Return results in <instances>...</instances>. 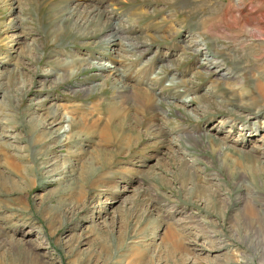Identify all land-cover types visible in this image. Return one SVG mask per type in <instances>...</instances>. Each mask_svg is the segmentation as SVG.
<instances>
[{
    "label": "rangeland",
    "instance_id": "rangeland-1",
    "mask_svg": "<svg viewBox=\"0 0 264 264\" xmlns=\"http://www.w3.org/2000/svg\"><path fill=\"white\" fill-rule=\"evenodd\" d=\"M15 1L0 0V264H264L242 221L264 199V159L244 158L264 153V118L230 129L237 114L201 116L264 69L263 42L238 26L264 20V0ZM87 1L108 24L80 37ZM218 61L237 78L209 71ZM236 98L226 108L243 112ZM51 113L65 118L42 130ZM54 162L72 177L46 178Z\"/></svg>",
    "mask_w": 264,
    "mask_h": 264
},
{
    "label": "bare ground",
    "instance_id": "bare-ground-1",
    "mask_svg": "<svg viewBox=\"0 0 264 264\" xmlns=\"http://www.w3.org/2000/svg\"><path fill=\"white\" fill-rule=\"evenodd\" d=\"M88 2L89 1H87V3ZM90 2H89V5L86 6L84 10H82V12H80V13L76 12L78 14L75 13L76 15H74L76 17V19H77V26H78V24H80V26L78 27V30H76V34H79L80 37L87 36V35L84 32H82L81 30H79V28L85 29L87 31L90 30V29H93V33H101L102 30L105 29V28H102V29L99 28V24L101 22H104L107 19V17L105 16V12L97 11L96 8H94L92 6L93 4L91 5ZM16 5H18V1L17 0L15 2H13L12 6H16ZM14 9H13L14 11H18L19 6L15 7ZM93 24L96 25L95 28H92ZM103 24H105V22ZM107 24H108V22H106L105 25H107ZM238 26L241 29H246V30L251 31L253 33L254 38H258L259 41L263 42V44H264V20H258V21H252V22H247L246 21V22L238 24ZM11 28H12L11 30H14V29L19 30V31L21 30L20 24H17V23L14 24ZM255 34H257V35H255ZM120 35L122 36V34H120ZM193 42H195V41H192L191 45H187L186 46L189 51L190 50H194V48L192 46ZM134 46L136 48H138L139 44L137 43ZM215 55L219 56L220 54L217 52ZM117 59L120 60L121 63H122V60H123L124 64L128 60V59L126 60V57L121 56V54L118 55ZM213 63H211V65L209 67V71H212L213 74L215 73V74L222 75L223 77H225V79L227 78L226 81L235 80L237 78V74L230 73V69H228V71L226 72V68H225V66L222 65V62L218 61L216 64H213ZM0 65H2L1 61H0ZM3 65H6V63L3 62ZM213 65H214V67L212 69ZM63 66H65V65H63ZM67 68L69 70L71 69V67H67ZM93 68H95L98 71V73H100V75L107 74L106 77H108V75L111 74L112 71L116 70V67L111 68L106 63H100V62L97 63V66L93 65ZM69 70H67V71H69ZM119 71L122 72V70L118 69V72ZM125 74L126 73H124V75ZM253 76H254L253 86H251L249 89L244 88L243 87L244 83L242 84V82H240V81L238 82V84L236 86H234V87L230 86V91H233L232 93H230V97L229 96L228 97H223L220 94V97L222 99L221 98H217V99L213 100L212 102L209 101V106L208 107H204L205 111L201 112V116H202V114L204 112H205L204 115H207L208 113H210V110H208V108L210 109L211 106L215 110L216 109H218V110L222 109L223 112H225L226 114H229V113L237 114L234 118H229L228 119V120H230V124H231L230 129H234L237 124H241V123H243L245 121L249 122V123H252V122H256L257 120H259L261 118H264V69H258ZM6 77L7 76H3L2 74H0V92L1 91L3 92L5 90L6 86L4 87V84H5ZM68 78H69V76H68ZM83 88H85L84 89L85 91L89 90V87H85L84 86ZM163 91L165 92V90H163ZM145 94L147 95L148 93L147 92H142V94H139V95L137 94L138 96H135L136 103L138 105H140L141 107H143V103L150 102L154 98L152 96H151L152 98H150L149 95L146 96ZM231 95H233V96H231ZM208 96L211 97L212 94L208 93ZM236 96L239 97V99L241 100V104L243 105V109H244L243 112L234 111L232 109L228 110V108H226V105L228 104V102H230L232 100L233 101L237 100ZM4 97H5V94H4ZM183 104H186V101L183 100ZM1 112L2 111H0V114H1ZM206 112H208V113L206 114ZM64 118H65L64 116L56 115V114H52L51 113L48 116V118L45 119V122H43V124L40 125V127L42 128V130L47 129V128H51V126L59 124ZM2 121H3V119H2ZM226 123H227V121H225L223 123V126H225ZM147 125H148V129H147L148 133H149L150 137L154 139L155 136H158V134L160 133V128L158 127V125L157 126L153 125V124H147ZM69 126H71V125H69ZM155 131H157V132H155ZM6 132H9V130H6ZM112 135H113V133L109 130V127H108L106 135H105L106 136V140H108V141L111 140L113 138ZM210 144H211L212 148H216V149L218 148L219 150H222V151L226 152L228 155L231 154L234 151V147H232L231 145L225 143V144H223L221 146V143H219L218 141H216L214 139L210 140ZM239 152H243V151L239 150ZM247 153H249V155H245L244 156V158L246 160H248L250 162H260V163L263 162L264 153H262L260 156L254 155V153L252 151L251 152L248 151ZM58 165L59 164L56 163V162H54V163H46L45 167L43 168V171H42V172H44L43 175L46 178H48V179H52V181H58V182H61V183L66 182L68 179H70L72 177V171L70 169H68V170L63 169V170H59V171H58V169H56L57 170L56 171L55 170V166H58ZM240 178H242V176L236 177L235 180L236 181L240 180ZM5 187H6L5 184L0 183V195L1 196L4 195V194H7V192L4 191V190H6ZM245 190H247V189H245L244 187H240V189H237V192L238 191L239 192H241V191L244 192ZM12 195H14V194H12ZM8 196H9V194H8ZM252 199L255 200L254 203H255V205H257L258 210L256 208V210H254L251 215H247L246 217H244V219L242 221H244V227L249 230V231L247 230L249 232V245H250V247L253 246L255 248L254 249V251H255L254 256L257 257V255H258V256L263 258V256H264V199L257 198V197L256 198H252ZM4 201L5 200H3L0 197V208L1 207L7 208L6 206H4ZM245 201H246V204L250 202L249 200H245ZM62 203H64V202H62ZM65 203H67L66 200H65ZM64 205H66V204H64ZM141 205L144 208H148L149 211H151V209L155 210L154 209V204L151 202V199L150 198H148V199L146 198L145 199V196H143V200L141 202ZM74 208H75V206H74ZM3 220L0 219V224H1L0 227L2 229H3V226L6 225ZM8 226H9V223H8ZM1 235L2 234H0V236ZM106 253H109L107 255H112L113 254V252H109V251H107ZM262 261H263V259H262ZM31 264H36V263L32 262ZM86 264H93V261L89 260ZM234 264H241V263L237 261V262H234Z\"/></svg>",
    "mask_w": 264,
    "mask_h": 264
}]
</instances>
